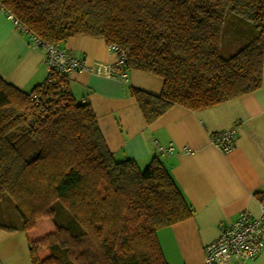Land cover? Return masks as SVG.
I'll return each instance as SVG.
<instances>
[{
    "label": "trees",
    "instance_id": "1",
    "mask_svg": "<svg viewBox=\"0 0 264 264\" xmlns=\"http://www.w3.org/2000/svg\"><path fill=\"white\" fill-rule=\"evenodd\" d=\"M0 10L43 44L103 39L120 72L161 77L159 95L130 87L148 124L180 106L201 112L263 82L264 0H0ZM254 25L248 43L220 54L228 13ZM40 45L37 48L43 49ZM0 229L23 231L32 264H169L158 233L191 219L165 164L118 161L69 76L25 91L0 74Z\"/></svg>",
    "mask_w": 264,
    "mask_h": 264
},
{
    "label": "crops",
    "instance_id": "2",
    "mask_svg": "<svg viewBox=\"0 0 264 264\" xmlns=\"http://www.w3.org/2000/svg\"><path fill=\"white\" fill-rule=\"evenodd\" d=\"M63 51L84 62L69 75L78 101H87L97 117L109 150L118 161L133 159L141 168L158 157L178 184L195 215L162 229L158 238L169 264H204L205 247L221 227L241 211L260 214L264 199V64L262 86L214 108L193 112L174 106L148 124L134 87L159 95L161 77L130 71L126 81L110 77L116 55L100 38H70ZM0 74L11 84L31 91L48 75L46 53L32 44L21 27L0 10ZM236 129L235 147L224 153L212 142L217 133ZM172 148V154L162 150ZM0 264H32L25 232L0 229ZM247 264H264L262 253Z\"/></svg>",
    "mask_w": 264,
    "mask_h": 264
},
{
    "label": "built area",
    "instance_id": "3",
    "mask_svg": "<svg viewBox=\"0 0 264 264\" xmlns=\"http://www.w3.org/2000/svg\"><path fill=\"white\" fill-rule=\"evenodd\" d=\"M1 8V7H0ZM25 33H28L24 29ZM35 47L42 45L36 37L31 38ZM46 53L48 75L65 74L69 76L74 71L85 69L81 60L69 56L57 44H43ZM110 52L116 55L115 64L110 66V77L126 81L127 73L119 69L125 63L123 52L117 46H110ZM236 129L214 134L212 142L224 153L235 147ZM164 154H172V148L162 150ZM264 249V199L260 201V214L252 215L248 211H241L236 220L221 227L219 237L205 247L204 264H247L251 259L258 257Z\"/></svg>",
    "mask_w": 264,
    "mask_h": 264
},
{
    "label": "rangeland",
    "instance_id": "4",
    "mask_svg": "<svg viewBox=\"0 0 264 264\" xmlns=\"http://www.w3.org/2000/svg\"><path fill=\"white\" fill-rule=\"evenodd\" d=\"M254 33V25L250 21L229 12L222 32L221 56L225 58L231 57L248 43ZM0 210L1 212H7L10 218L14 216V204L9 197L0 204Z\"/></svg>",
    "mask_w": 264,
    "mask_h": 264
}]
</instances>
